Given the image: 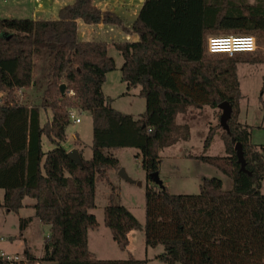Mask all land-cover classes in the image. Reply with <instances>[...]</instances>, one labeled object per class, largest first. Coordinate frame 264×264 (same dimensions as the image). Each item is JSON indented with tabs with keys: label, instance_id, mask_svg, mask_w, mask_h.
Here are the masks:
<instances>
[{
	"label": "trees",
	"instance_id": "obj_1",
	"mask_svg": "<svg viewBox=\"0 0 264 264\" xmlns=\"http://www.w3.org/2000/svg\"><path fill=\"white\" fill-rule=\"evenodd\" d=\"M78 21L119 26L126 34H136L138 41L85 42L79 38ZM230 35L253 36L264 49V0H144L131 30L116 13L97 8L94 0H74L60 9L56 20L0 18L2 206L18 214L24 200L33 199L35 218L50 226L43 254L37 257L27 249L26 261L15 264H146L134 258L95 259L88 248V230L98 225L91 212L96 184L120 167L107 151L136 149L149 177L159 171L161 150L190 139V126L177 124L178 115L204 107L221 113L219 106L225 102L232 108L229 130L220 124L211 127L204 147H210L220 127L226 156L193 158L218 169L232 190H223L217 178L204 179L197 195L148 188L145 242L163 247L158 258L166 264H264V148L250 143L251 127L239 122L237 76L238 63H264V54L232 58L209 53L211 36ZM111 46L124 59L121 73L127 89L140 87L145 100L138 120L113 109L103 92L107 74L116 70ZM43 56L49 59L44 103L28 105L18 90L39 86L33 69L35 58ZM42 109L51 112L44 124ZM75 109L89 112L93 126L91 159L79 152L80 164L68 158L62 145ZM43 137L53 150H43ZM112 200L104 224L125 251L129 233L140 223ZM31 221L20 219L21 228Z\"/></svg>",
	"mask_w": 264,
	"mask_h": 264
},
{
	"label": "rangeland",
	"instance_id": "obj_2",
	"mask_svg": "<svg viewBox=\"0 0 264 264\" xmlns=\"http://www.w3.org/2000/svg\"><path fill=\"white\" fill-rule=\"evenodd\" d=\"M247 1L250 4L255 3V0ZM125 4H120L124 6L121 8L123 12L127 10V4L126 7ZM111 6L115 5L111 4ZM20 13L19 15L17 14L19 16L18 19H22L20 16H25ZM257 46L256 53L252 56L264 54V49L259 45ZM109 55L116 62V70L109 73L103 86L104 92L112 98V108L124 114L130 113L140 116L145 111L146 106L145 100L139 96L140 87L131 90L127 89V84L123 82L121 73V68L124 64L123 57L113 47L109 49ZM248 56L251 55L245 53L242 58H247ZM48 60L46 56L35 58V68L33 70L35 78L40 84L38 83L39 86L36 87L35 93H32L31 97V93H28L27 98L25 94V97L20 96L21 101L24 103L38 106L44 103V90L48 81ZM237 76L242 94L239 122L251 127L250 143L259 149L264 148V92L262 93L264 88V63H238ZM221 113H218V109L209 107L204 110L193 111L192 114L195 117L198 115L203 116V114L205 116L193 123L190 122L193 124L190 142H181L161 150L159 178L163 186L171 194L197 195L203 180L212 178H217L223 182V190H232L231 181L218 169L193 158L197 156H226L224 143L220 138L222 132L220 127L216 128L218 130L214 134L210 147L207 149L204 147L210 128L220 124ZM48 114L51 116L50 111H48ZM75 116L80 118L81 122L75 123L71 121L67 128V141L62 145L68 149L74 143V135L79 134L78 141H80L82 148L86 150L87 158L91 159L93 138L91 115L87 111L75 109ZM181 117H179L178 123H182ZM47 118V114L42 109L41 124H44ZM54 148V145L43 137V150L47 152ZM107 154H111L118 159L120 167L118 170L109 172L107 180L99 181L96 184L95 208L91 212L96 216L98 225L96 232H90L89 234L90 249L96 258L103 260H128L134 258L143 260L147 264H166L158 258L164 252L162 246L156 248L147 246L145 234L141 232V227L134 230L135 232L129 237V247L127 250L122 251L114 241L111 231L105 226V209L111 197H113L114 205L127 208L140 224L145 225L146 191L148 188L157 187L142 168V157L138 155L139 151L136 149H116L107 151ZM122 169L129 180L124 179L120 175ZM261 191L264 194V181ZM34 203L33 199L26 198L24 201L26 206L21 215L8 212L2 206L3 191L0 190V251L6 255L12 257L23 256L27 249L38 257L43 254L44 244L50 233V226L35 218L34 210L28 207L29 204ZM27 218H32V221L22 229L20 219Z\"/></svg>",
	"mask_w": 264,
	"mask_h": 264
},
{
	"label": "crops",
	"instance_id": "obj_3",
	"mask_svg": "<svg viewBox=\"0 0 264 264\" xmlns=\"http://www.w3.org/2000/svg\"><path fill=\"white\" fill-rule=\"evenodd\" d=\"M73 2L74 0H0V18H4V17L14 18L15 17V19H18L19 17L18 15L21 12L20 14L25 15V16H20L22 17V19L28 18L32 20H56L58 19V14H59L60 9L66 5L72 4ZM143 2L144 0H115V2L114 0H94L95 6L99 8L100 10L111 11V12L116 13L123 20L124 26L129 30L132 29L133 23L138 15L140 8L142 7ZM122 3L127 4L126 12L121 11L122 10L121 8L124 7L123 5H120ZM111 4L112 5L114 4L115 6H111ZM126 4H125V7H126ZM78 34H79V38L82 41H85V42L102 41V42H106L109 45L113 43H118L117 41L119 42H137L138 41V36L136 34H126L122 30V28L119 26L105 25V24L86 25L82 21H78ZM111 47H109V49ZM108 75L109 74H107L106 80L108 78ZM33 77L34 79H36L34 75V70H33ZM35 81L39 82L37 79ZM36 87L37 85L34 83L33 87L29 89L21 90L20 96L21 97L26 96L27 98L28 93L29 94L31 93L30 94V97H31L32 93H35ZM103 92H104V86H103ZM104 94L107 98H109L112 101V98L110 96H108L105 92ZM205 108L206 107L202 109L204 110ZM202 109L189 108L186 114H180L177 116V120H176L177 124L183 125V124L189 123L188 125L190 126V138H191L192 128H193L192 123L205 116V114H203V116L198 115L195 117L193 116L192 113L195 110L200 111ZM46 114L48 118H51V116H49L48 114V111L46 112ZM127 115L133 116L134 120H138L140 118V116L136 114L127 113ZM180 116H182L181 117L182 123H178V119ZM73 138H74V143L72 146H70L67 149V151L69 152L72 150H76L80 152V154H82L83 159L89 160V158H87L88 156H87L86 150L82 148V146L80 145V141H78L79 134H75ZM181 142L189 143L190 139L188 141H180L177 144ZM32 205L33 204H29L28 207L33 209ZM25 206L26 204H24V207ZM24 207L19 211V215H21V213L23 212ZM140 227H141V232L145 234V225L140 224ZM96 228L88 230V248L90 252L93 254L94 258L98 259L96 258L92 250L90 249V245H89V234L90 232H96L95 231L97 230ZM133 232L135 231L133 230L129 233L128 238L133 234ZM129 245H130V239H129ZM99 260H103V259H99ZM46 264H51V263H46Z\"/></svg>",
	"mask_w": 264,
	"mask_h": 264
},
{
	"label": "built area",
	"instance_id": "obj_4",
	"mask_svg": "<svg viewBox=\"0 0 264 264\" xmlns=\"http://www.w3.org/2000/svg\"><path fill=\"white\" fill-rule=\"evenodd\" d=\"M216 42V43H214ZM257 42L253 36L244 35H230V36H217L208 39V51L210 54H225L230 57L240 53H254L257 50ZM20 91L18 93L20 95ZM69 95L75 97L74 92L70 91ZM0 104H2V96L0 95ZM71 121L80 123L81 119L75 116V110L69 114ZM0 261H6L10 264L26 261L25 256H10L0 251Z\"/></svg>",
	"mask_w": 264,
	"mask_h": 264
},
{
	"label": "water",
	"instance_id": "obj_5",
	"mask_svg": "<svg viewBox=\"0 0 264 264\" xmlns=\"http://www.w3.org/2000/svg\"><path fill=\"white\" fill-rule=\"evenodd\" d=\"M65 89H66V85L65 84H62L60 86V92L62 95H65ZM219 110L222 111L221 113V116H220V125L222 126V128H224L225 130H229V126H228V120L230 119L231 117V113H232V108L230 107V105L225 102V103H222L220 106H219ZM236 150H237V156L239 158V161L242 165V167H244L245 165V161H244V157L242 155V150H241V146L240 144H237L236 146ZM67 156L70 160L80 164L81 163V159H80V156H79V152L76 151V150H72V151H69L67 153ZM120 175L126 179V180H129V178L127 177V174L125 173V171L122 169L121 172H120ZM149 178L159 187H163V183L162 181L160 180L159 178V173L156 172V173H153L151 175H149Z\"/></svg>",
	"mask_w": 264,
	"mask_h": 264
},
{
	"label": "snow or ice",
	"instance_id": "obj_6",
	"mask_svg": "<svg viewBox=\"0 0 264 264\" xmlns=\"http://www.w3.org/2000/svg\"><path fill=\"white\" fill-rule=\"evenodd\" d=\"M214 43H216V42H214Z\"/></svg>",
	"mask_w": 264,
	"mask_h": 264
}]
</instances>
